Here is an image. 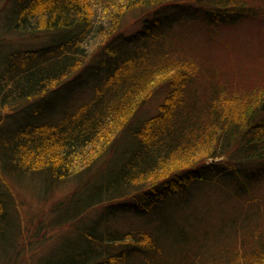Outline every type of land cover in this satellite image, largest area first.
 I'll list each match as a JSON object with an SVG mask.
<instances>
[{"label": "trees", "instance_id": "1", "mask_svg": "<svg viewBox=\"0 0 264 264\" xmlns=\"http://www.w3.org/2000/svg\"><path fill=\"white\" fill-rule=\"evenodd\" d=\"M11 2L14 28L44 38L1 65V99L22 113L0 114L20 123L0 135V175L38 174L46 187L73 184L50 210L56 217L67 205L65 216H70L63 225L73 222L75 238L63 239L41 264H131L133 254L140 264H252L260 250L264 254V224L252 228L245 212L215 221L189 199L212 189L239 197L264 178V99L234 101L224 81L212 78L209 100L197 92L186 94L197 65L171 55L177 50L171 34L179 25L200 21L215 32L245 21L263 26L264 5L242 0ZM123 16L129 17L121 26ZM135 24L136 30L126 31ZM91 39H96L94 48L88 45ZM78 86L91 89L90 98L52 118L51 104ZM166 92L177 102L167 107L171 111ZM162 93L159 111L147 113L148 103ZM194 182L210 187L197 190ZM10 197L0 181V238L14 224ZM161 202L170 209L162 211ZM184 206L191 212H182ZM173 212L176 219L167 220ZM147 213L150 231L114 224L115 215ZM158 235H166V252L153 244L159 243Z\"/></svg>", "mask_w": 264, "mask_h": 264}, {"label": "rangeland", "instance_id": "2", "mask_svg": "<svg viewBox=\"0 0 264 264\" xmlns=\"http://www.w3.org/2000/svg\"><path fill=\"white\" fill-rule=\"evenodd\" d=\"M242 1L248 2L250 5H264V0ZM13 10L11 0L0 2V70L3 63L5 68L8 56H13L18 51L24 52L26 49L36 48L42 44L44 38L42 35L35 36V34L14 28V24L10 20ZM128 17H122L121 26ZM118 23L117 17L116 24ZM138 24L131 27L130 25L126 26V31L136 30ZM188 25L195 26L197 31H191ZM171 36L177 49L171 53L174 59L184 60L185 64L191 62L195 66L197 65L198 72L194 75L195 78L187 88L186 94L197 92L198 97L202 95L209 100L211 91L207 92V90L210 89L209 81L212 78L224 81V85L229 91L228 96L234 101L241 96L251 103L257 101L259 97L264 99V25L259 26L257 23L245 21L236 27L227 28L225 26L215 32L198 21L195 25L192 23L184 26L179 25L176 28V34H171ZM90 44H93L94 48L97 44L96 39H91L88 42V45ZM203 61L211 66L201 65ZM181 84H184V81ZM90 96L91 89L85 86L76 87L71 92L65 93L60 100L56 99L51 104L54 105V109H52L54 113L51 117L54 119L60 117L67 110H72L87 101ZM164 96L165 94L162 93L152 99L145 111L147 113L159 111L164 103ZM1 97L0 95V106H4V110L0 111V114L6 115L7 111L14 109L16 110L15 115L22 113H17L21 109H16V106L12 105L8 99H6V103H3ZM176 104L173 96H169L166 92V110L171 111L167 107ZM19 107L24 108L25 106L22 104ZM17 121V119L11 121L8 116L5 119L0 118V135H7L11 131H15L14 127L20 125ZM0 181L3 183V191L5 188L9 196L12 195L10 208L14 217L12 232H6L4 237L0 238V264H41L44 257L55 250L63 239L72 240L75 238L76 230L72 225L73 222L69 227L63 225L66 220H69L67 217L70 216L68 214L65 216L67 205L56 217H54L56 213L52 214L50 210L56 200L66 197L69 191H73V184L71 186L70 182H63L46 187L47 181L38 174L0 175ZM203 183L198 182L194 186L197 190H201L200 186L202 188L210 187L204 186ZM250 189V191L244 192L245 194L232 198L224 196L222 190L212 189V193L206 195L197 193L189 196V199L190 203L196 204L200 211H208V213L203 212L207 218H212L215 221L231 212H245L244 214L252 219L253 228L264 224V178L256 182ZM157 206H160L162 211L170 209L166 207V202H161ZM184 208L182 212L186 210L188 213L191 212L190 209H187L188 207L184 206ZM96 215L97 213L92 212L91 216L97 218ZM149 216H151L149 213L145 217L125 215L117 218L115 215L114 224L121 228L142 227L150 231L152 226L148 222L151 220L148 218ZM166 219L175 220L174 212ZM178 224L180 225V223ZM74 225L77 224L74 223ZM154 239H157L159 243L153 242V244L157 245L159 249L164 248L166 252V235H158ZM262 252L263 250H260L257 253L252 264L263 263L261 261L264 257ZM130 258L131 264L141 263V259L135 254Z\"/></svg>", "mask_w": 264, "mask_h": 264}]
</instances>
